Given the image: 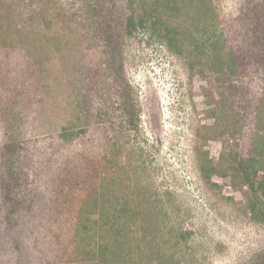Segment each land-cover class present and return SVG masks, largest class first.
Returning a JSON list of instances; mask_svg holds the SVG:
<instances>
[{
  "label": "rangeland",
  "instance_id": "obj_1",
  "mask_svg": "<svg viewBox=\"0 0 264 264\" xmlns=\"http://www.w3.org/2000/svg\"><path fill=\"white\" fill-rule=\"evenodd\" d=\"M5 1L23 12L29 39L15 52H0V92L10 98L15 89L21 93L14 104L5 97L0 105L2 264H17L21 250L29 256L37 254L31 247L36 237L41 240L42 256L54 254L53 236L61 240L55 252L59 256L52 264L74 260L66 249V232L76 220V211L96 196L99 178L115 176L107 167L116 137L122 149L123 176L163 197L169 228L182 227L193 233L182 247V252L192 255L188 264H264V225L245 214L242 195L228 180L215 177L212 182L220 187H214L201 176L196 150L203 144L200 135L212 124L204 96L209 84L191 72L187 59L153 40L146 28L127 38L125 72L141 108V124L139 131L120 133L125 119L116 105L108 106L115 91L110 87L103 46L85 33L79 18L72 17L81 1ZM170 1L176 5L169 11L175 24L195 30L198 37L214 30L206 21L196 28L198 0ZM243 2L211 0L217 16L215 29L229 36ZM62 8L70 15L69 25L54 21L49 26L43 18L31 24L33 12L43 11L51 19ZM246 82L251 97L264 96V74H255ZM84 96L92 112L102 109L107 115H86ZM6 106L8 110L2 113ZM82 127L84 133L71 141L61 137L65 130ZM13 143L19 145L17 152L7 151ZM203 146L215 159L224 151L222 141L210 140ZM9 175L14 177L12 195L23 205L15 219L19 226L7 232L8 202L1 181L9 180ZM45 261L42 264H49Z\"/></svg>",
  "mask_w": 264,
  "mask_h": 264
},
{
  "label": "trees",
  "instance_id": "obj_2",
  "mask_svg": "<svg viewBox=\"0 0 264 264\" xmlns=\"http://www.w3.org/2000/svg\"><path fill=\"white\" fill-rule=\"evenodd\" d=\"M80 1L72 17L79 18L85 33L103 46L112 78L110 87L115 91L108 106L116 105L115 109L125 119L119 132L140 129L141 108L125 72V43L140 28H146L153 40L186 58L191 72L209 84L204 88V96L207 118L212 124L200 138L203 144L210 140L222 141L224 151L215 159L199 143L196 153L202 178L214 187H220L212 182L215 177L228 180L233 190L242 195L245 214L254 223L264 225V96L251 97L250 83L246 82L255 74H264V0H244L233 18L229 36L215 29L217 16L211 0H198L196 28L201 21L211 22L212 28L215 27L203 37L172 21L169 11L176 9V5L170 0ZM69 16L63 8L51 19H46L45 12L35 11L30 21L32 24L43 18L49 26L54 21L69 25ZM22 19L23 12L15 11L11 2L0 0V52H15L29 39L26 35L29 29ZM12 92V98L0 92V105L5 97L13 104L19 99L21 93L16 89ZM82 102L87 107L89 99L84 96ZM86 109L89 116L107 115L102 109L98 112ZM7 110L8 106L1 109L2 113ZM84 130L83 127L65 130L61 137L71 141ZM244 139L248 141L242 145ZM18 148V143H13L6 150L17 152ZM121 152L116 137L107 167L114 170L115 176L99 178L96 196L76 211V220L66 232L67 252L74 255L69 264H188L192 255L182 252V247L188 244L193 233L182 227H168L169 211L163 197L151 194L139 182L133 183L128 176H123ZM95 174L100 177L99 170ZM13 181L10 175L9 180L2 178L1 181L8 202L7 232L19 226L15 219L23 205L12 195ZM60 240L61 237L53 236L50 241L55 243L51 246L54 254L42 256L40 238H32L31 247L37 254L29 256L21 250L17 264H42L44 260L52 264L59 256L55 252Z\"/></svg>",
  "mask_w": 264,
  "mask_h": 264
}]
</instances>
